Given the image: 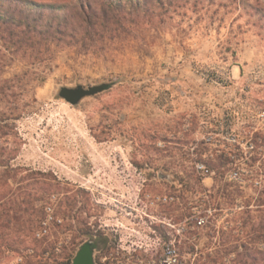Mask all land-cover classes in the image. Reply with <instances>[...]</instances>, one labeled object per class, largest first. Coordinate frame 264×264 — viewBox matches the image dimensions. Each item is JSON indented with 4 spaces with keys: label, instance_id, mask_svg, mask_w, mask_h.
<instances>
[{
    "label": "rangeland",
    "instance_id": "rangeland-1",
    "mask_svg": "<svg viewBox=\"0 0 264 264\" xmlns=\"http://www.w3.org/2000/svg\"><path fill=\"white\" fill-rule=\"evenodd\" d=\"M105 24L41 53L0 46L7 99L34 106L0 137L15 153L6 198L26 207L0 228V264H69L85 241L94 264H264V0H147ZM235 147L243 169L207 172ZM189 205L211 206L192 236Z\"/></svg>",
    "mask_w": 264,
    "mask_h": 264
},
{
    "label": "trees",
    "instance_id": "trees-1",
    "mask_svg": "<svg viewBox=\"0 0 264 264\" xmlns=\"http://www.w3.org/2000/svg\"><path fill=\"white\" fill-rule=\"evenodd\" d=\"M147 0H0V46L8 53L17 52L33 54L34 52H43L49 50L50 45L59 44L60 42H81L91 40L92 36L99 31H103L107 27V22L116 23L121 16V11L126 4L135 6L146 3ZM150 1V0H149ZM160 2V0H154ZM48 13L47 16L45 14ZM109 30H114L110 28ZM5 82V81H4ZM10 88L0 85V137L10 134L13 129L14 120L34 112V106L28 110L26 107L19 108L14 101H10L7 97H11L13 93ZM36 101V99H34ZM12 104V105H11ZM251 145L254 146V138L250 139ZM204 149L199 150L201 155ZM232 156L229 166V158L224 163H213L205 160V168L207 172L216 170L220 176L224 175L231 168L243 169L241 163L236 160L242 158L243 151L239 147H235L234 151L229 152ZM14 151L8 146L6 141L0 142V228H5L12 218L10 213L17 211H25V202L20 203L8 200L7 193L9 189L6 187L5 174L2 169H6L11 165L14 158ZM200 160V159H199ZM202 175H197V179L201 180ZM188 187H192L186 182ZM48 187L41 189L39 200L44 199L52 192ZM200 192L201 189H193ZM24 207L22 208V206ZM196 205H189L182 214V220L185 227V233L188 236L195 234L201 226L198 223L200 218L208 220V209L210 205L203 208L192 209ZM22 208V209H21ZM44 218V213L40 209H34L31 218L27 220L24 229L25 235L30 232L31 227ZM202 221H204L202 219ZM33 243L34 250L37 251L39 242ZM30 244L25 241H19L15 248H28ZM48 247L42 248L47 250ZM73 256L69 255L68 263L71 262Z\"/></svg>",
    "mask_w": 264,
    "mask_h": 264
},
{
    "label": "water",
    "instance_id": "water-1",
    "mask_svg": "<svg viewBox=\"0 0 264 264\" xmlns=\"http://www.w3.org/2000/svg\"><path fill=\"white\" fill-rule=\"evenodd\" d=\"M107 87V83H100L87 87L83 85H77L75 87L61 86L58 91V95L69 103L75 104L81 98L99 93ZM69 264H94L91 241H85L79 246Z\"/></svg>",
    "mask_w": 264,
    "mask_h": 264
},
{
    "label": "built area",
    "instance_id": "built-area-1",
    "mask_svg": "<svg viewBox=\"0 0 264 264\" xmlns=\"http://www.w3.org/2000/svg\"><path fill=\"white\" fill-rule=\"evenodd\" d=\"M48 217H49V216H48ZM46 222H47V221H44V222H43V227H42V229H41L40 231L37 232V236H38V237L41 236V235H43V234L46 232V227H45Z\"/></svg>",
    "mask_w": 264,
    "mask_h": 264
},
{
    "label": "flooded vegetation",
    "instance_id": "flooded-vegetation-1",
    "mask_svg": "<svg viewBox=\"0 0 264 264\" xmlns=\"http://www.w3.org/2000/svg\"><path fill=\"white\" fill-rule=\"evenodd\" d=\"M91 246L93 249L95 248V243L93 241H91Z\"/></svg>",
    "mask_w": 264,
    "mask_h": 264
}]
</instances>
